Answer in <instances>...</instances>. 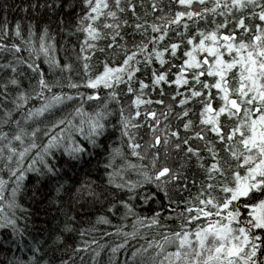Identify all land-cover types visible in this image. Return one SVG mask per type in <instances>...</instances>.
I'll return each mask as SVG.
<instances>
[{"label":"snow or ice","instance_id":"snow-or-ice-1","mask_svg":"<svg viewBox=\"0 0 264 264\" xmlns=\"http://www.w3.org/2000/svg\"><path fill=\"white\" fill-rule=\"evenodd\" d=\"M9 7L26 19L0 20V229L30 255L0 264H264V0ZM38 8L59 10L57 28L83 35L78 80L58 58L51 23L29 15ZM117 131L106 149V188L82 184L74 195L99 204L94 220L77 228L69 209L50 244L24 243L17 212H27L18 201L27 173L56 176L57 152L77 158ZM173 151L182 154L175 166ZM193 161L203 179L193 178L198 190L177 214L178 230H169L161 214L175 212L170 188L187 187ZM62 191L70 193L57 181L58 200ZM137 201L159 210L142 215ZM65 232L80 237L66 259L56 254L66 251Z\"/></svg>","mask_w":264,"mask_h":264},{"label":"trees","instance_id":"trees-1","mask_svg":"<svg viewBox=\"0 0 264 264\" xmlns=\"http://www.w3.org/2000/svg\"><path fill=\"white\" fill-rule=\"evenodd\" d=\"M31 2H36V0H0V20L3 19L5 14H7L10 23H14L17 19H26L25 13L20 11L18 7H9L5 13L4 5H19L22 7L23 4ZM39 2L43 3L45 0H39ZM135 2L139 5L141 0H135ZM143 2L145 5H148L151 3V0H143ZM158 2L162 3L165 8H167L169 4V0H158ZM173 8L175 9V5H173ZM138 10L141 14H143V9ZM29 15H34L36 19L41 20L42 23H51L52 31L57 41L58 58L62 61L67 59L68 62L73 64V79L78 80L80 75L83 73L80 71V75L76 74V70L80 62L76 60L75 53L79 50V43L83 39V35L76 33L69 36L67 32H61L60 29L57 28L56 21L61 18L62 14L55 8L52 10L38 8L35 13H32L30 10ZM152 18V16H149V19ZM126 31H130V29H126ZM169 35L172 36L173 34L169 33ZM78 36L79 40L77 39ZM130 39L131 37H129V40ZM101 46H103V42H101ZM129 47H131V43H129ZM96 57L103 59V57L98 52L95 54L92 61L94 70L97 65ZM154 107L159 108L160 106L156 105ZM171 123L173 128H175L178 122L175 119H172ZM111 131L113 130L110 129V132ZM118 136L119 132L117 131L115 132V135H111L108 139H104L101 146L92 147L89 145L88 150L82 155L78 154L77 158L69 157L64 155L62 152H57L56 176L42 177L37 173H27L26 179L23 182L24 188L21 194L18 196L19 203L22 204L25 209H27V212L23 215L17 212V215L21 217L19 224L26 229L24 243L34 242L33 238H35V240H39L41 242L49 241L50 244L51 241L49 238L53 235V233H59L63 228V224L66 219L64 211L69 209H71L69 215H75L76 217L74 223L76 224L77 228L87 226L91 221L94 220L96 209L99 208V204H97L94 208L87 201V199L74 198V195L82 184L91 183L94 188H106V171H110V169H105V164L107 163L106 149L110 144H113L114 142L118 143L116 139ZM139 136H142L144 140L149 138L147 127L139 129ZM180 155L182 154H176L173 151L168 163L175 166V163H177L180 159ZM161 158L163 159L162 150ZM184 171L188 177L187 187L170 188V194L177 202L171 205V208L175 209V212L166 211L161 214V223L166 225L169 230H178L177 225L180 221L177 219V214L184 209V201L191 199L198 190L199 183L194 185L192 182L193 178H195L198 182L203 179L202 172L196 168L194 161L191 162L190 165L184 169ZM0 176H4V178L7 179V176L4 172H0ZM132 178H135L134 175ZM57 181L63 183L66 189H70V193L68 194H65L62 191L60 193L59 200L54 195V189L57 186ZM146 190L147 189H145V191ZM152 191H155V189H152ZM137 203L139 204L137 211L145 216H150L152 214V209L157 211L159 210L156 208L155 204L149 207V205H145L142 202L137 201ZM81 204L84 205L83 208H81ZM166 215L171 216L172 218L167 220L163 219V217ZM185 215L187 214L185 213ZM113 220L115 222L114 217ZM194 226V224L190 225V227ZM157 231L162 233L165 231V229H150V235L147 236L146 239H151L152 235ZM64 237V244L61 245V247L66 249V251H57L56 254L63 255L66 259L67 255L71 254L72 247L75 246V243L79 241L80 237L76 232H65ZM156 238L159 239V236ZM140 243H143V241H140ZM19 247V243L14 240L11 235V229H0V262H3L6 258H11L13 255L21 256L22 258H26L28 255H30L26 248L23 252L18 251ZM169 250L174 251L172 248ZM78 259L79 258L77 257V262Z\"/></svg>","mask_w":264,"mask_h":264}]
</instances>
